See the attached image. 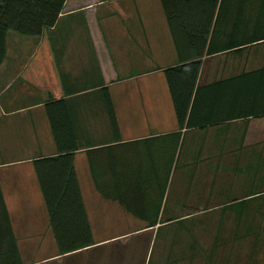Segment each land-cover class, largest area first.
<instances>
[{
	"label": "crops",
	"instance_id": "0c3cea01",
	"mask_svg": "<svg viewBox=\"0 0 264 264\" xmlns=\"http://www.w3.org/2000/svg\"><path fill=\"white\" fill-rule=\"evenodd\" d=\"M73 2L48 34L77 138L73 166L93 243L58 250L33 163L58 150L47 101L21 76L41 35L9 30L0 63V188L13 238L0 221V264H151L158 238L163 255L156 264H264V114L246 116L264 110V76L260 89L256 77L234 78L264 66V0L189 2L193 22L211 16L209 53L197 81L230 78L217 106L225 117L241 113L205 128H183L178 141L164 68L180 58L161 0ZM177 30L186 47L182 26ZM102 86H108L119 137ZM210 104L207 99L205 107ZM252 190L260 191L249 195ZM243 198H251L248 205H240ZM137 213L157 215V224ZM246 214L254 216L259 240L215 239L220 221L227 234L233 216ZM222 246L225 254L217 251Z\"/></svg>",
	"mask_w": 264,
	"mask_h": 264
},
{
	"label": "trees",
	"instance_id": "16d2710c",
	"mask_svg": "<svg viewBox=\"0 0 264 264\" xmlns=\"http://www.w3.org/2000/svg\"><path fill=\"white\" fill-rule=\"evenodd\" d=\"M74 0H0V63L6 54V36L9 30L24 35H41V40L34 53L23 69L21 76L37 87L45 103L46 114L49 118L52 134L57 148V154L40 156L33 160L36 174L48 211L49 220L54 232L57 247L60 253L72 252L93 243L92 230L89 224L85 204L83 202L76 171L73 166V152L78 148L77 138L69 110L63 98L60 73L52 51V44L48 30L54 25L63 9H72ZM85 5L86 0H79ZM191 0H161L167 17V22L173 37L175 48L180 62L164 68L165 78L171 94L173 107L177 118V141L183 128H205L225 121L231 117L240 116L241 111L232 110L229 115L223 116L220 97L223 94L224 81L218 79L208 84H199L198 75L202 56L206 49V36L211 23V16L207 23L193 22ZM70 7V8H68ZM78 7V6H75ZM81 7V6H80ZM212 15V14H211ZM177 18H182L180 21ZM181 25L186 35V47L177 40L178 26ZM46 70L50 75L44 76L37 71ZM264 76L262 68L243 72L234 78L249 80L258 78L256 89H260V78ZM108 86L101 87L105 109L114 134L119 137V128L116 120L113 103L110 99ZM214 99L213 101L211 99ZM212 102L205 107V101ZM219 105L220 107H218ZM262 111L248 112L249 115H262ZM236 115V116H231ZM242 115V114H241ZM1 185V184H0ZM100 189V188H99ZM105 197L106 192L100 190ZM260 190H252L249 195ZM112 198H116L112 196ZM251 198L241 199L240 205H248ZM127 210L136 209L126 205ZM1 222L13 238L10 219L0 188ZM140 219H145L149 225L157 224V215L151 217L137 213ZM234 224L225 234L222 225L217 227L215 239L224 237V241L231 243L244 238L259 240V230L254 231V216L251 214L233 216ZM242 229H245L242 231ZM15 255L17 248L14 245ZM7 264H20L19 260H12Z\"/></svg>",
	"mask_w": 264,
	"mask_h": 264
},
{
	"label": "rangeland",
	"instance_id": "374dc122",
	"mask_svg": "<svg viewBox=\"0 0 264 264\" xmlns=\"http://www.w3.org/2000/svg\"><path fill=\"white\" fill-rule=\"evenodd\" d=\"M218 218V215L215 214L213 216V223H214V227H216V220ZM167 229L165 230H160V232H165ZM214 232H215V229H214ZM204 240H207V243L209 244L210 242V237L209 236H206L204 237ZM206 244V243H205ZM162 240L160 238L157 239V243L154 245V248L152 250V255H151V264H156L157 260L159 257H161L163 255V248H162ZM226 247L227 246H222V248H218L217 251H219L221 254H225L226 253ZM151 248L152 246H150L149 248V253L151 252ZM216 251V253H217ZM219 252L217 254H219Z\"/></svg>",
	"mask_w": 264,
	"mask_h": 264
}]
</instances>
